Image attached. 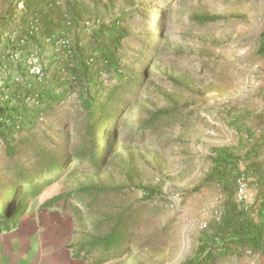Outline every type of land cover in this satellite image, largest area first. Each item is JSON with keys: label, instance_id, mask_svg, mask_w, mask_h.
<instances>
[{"label": "rangeland", "instance_id": "rangeland-1", "mask_svg": "<svg viewBox=\"0 0 264 264\" xmlns=\"http://www.w3.org/2000/svg\"><path fill=\"white\" fill-rule=\"evenodd\" d=\"M13 1L0 0V25ZM58 1L67 11V0ZM115 6L116 13L121 7L131 13L126 61L144 74V85L122 116L118 146L107 163L97 170L68 161L58 182L27 198L28 211L58 198L52 207L70 215L77 257L87 264H182L196 254L200 233L218 220L225 200L216 184L196 191L212 169V149L233 148L244 158L242 172L252 159L264 168V55L258 52L264 0H116ZM26 16L17 5L14 23L30 41ZM196 16L220 19L200 24ZM37 39L44 52L34 43L29 53L52 51ZM134 54L142 56L135 60ZM76 103L72 97L38 127L35 140L44 153H54L67 125L72 133ZM37 161L26 148L8 158L0 146L1 179L11 178V168H33ZM240 182L244 199L253 203L256 177L245 175ZM139 187L158 194L148 198ZM116 227L128 228L123 252L91 251L95 240ZM218 264H264V255L247 253Z\"/></svg>", "mask_w": 264, "mask_h": 264}, {"label": "trees", "instance_id": "trees-1", "mask_svg": "<svg viewBox=\"0 0 264 264\" xmlns=\"http://www.w3.org/2000/svg\"><path fill=\"white\" fill-rule=\"evenodd\" d=\"M115 3L116 0H67L68 9L63 11L56 0H14L3 20L0 146L8 158L14 159L20 149L26 148L38 161L33 168H11L8 181L0 176V197H4L0 202V232L18 225L28 211L27 198L40 196L58 182L68 171L65 170L68 161L75 159L79 166L86 163L99 170L115 152L122 116L144 85V74L128 67L126 61L125 41L130 35L127 23L131 13L126 7L118 8L116 13ZM21 4L27 13L23 21L30 38L25 44L20 43L23 34L14 23L17 5ZM106 14L110 17L105 18ZM219 19L194 18L200 24ZM34 20H38L40 29L31 36L28 29ZM71 32L70 49L57 50L52 46L45 56L39 53L43 57L44 77L31 75L25 64L31 44L43 51L39 36L70 37ZM152 36H148L146 43ZM14 52L20 53L18 60L10 59ZM258 52L264 55V34ZM136 55L135 60L142 56ZM72 97L77 102L76 126L69 134L66 130L70 125L63 128L54 153H44L35 140L37 129ZM212 152V169L196 191L204 184H216L225 200L218 220L210 222L200 233L196 254L182 264H218L247 253L264 255V168L252 159L242 172L240 165L244 158L233 148L217 147ZM252 153L246 159L250 160ZM245 175L256 177L258 193L251 204L237 197L239 179ZM139 189L148 198L158 194L152 188ZM58 200H48L44 205L50 207ZM127 234L128 228L121 231L116 227L104 238L95 240L91 251L102 248L103 255H117L123 252Z\"/></svg>", "mask_w": 264, "mask_h": 264}, {"label": "crops", "instance_id": "crops-1", "mask_svg": "<svg viewBox=\"0 0 264 264\" xmlns=\"http://www.w3.org/2000/svg\"><path fill=\"white\" fill-rule=\"evenodd\" d=\"M47 201L0 232V264H87L77 257L70 215Z\"/></svg>", "mask_w": 264, "mask_h": 264}, {"label": "built area", "instance_id": "built-area-1", "mask_svg": "<svg viewBox=\"0 0 264 264\" xmlns=\"http://www.w3.org/2000/svg\"><path fill=\"white\" fill-rule=\"evenodd\" d=\"M57 4H59V1L56 0ZM40 26L38 20H34L31 22L29 29H28V34L29 35H36L39 32ZM15 37V34H13ZM28 40V37L23 36L20 43L25 44L26 41ZM45 43L49 44L53 47H55L57 50L60 49H70L71 46V40L67 36H57V35H52L48 36L45 39ZM20 56L19 52H14L11 53L10 59L13 60H18ZM25 64L29 70V73L33 76H36L38 79H42L44 77V68H43V57L36 51L30 52L26 58ZM246 189V185L242 182L239 184V191H238V196L240 200H245L244 199V192Z\"/></svg>", "mask_w": 264, "mask_h": 264}]
</instances>
